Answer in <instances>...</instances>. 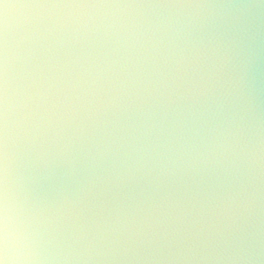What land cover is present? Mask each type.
I'll return each instance as SVG.
<instances>
[{"label":"clouds","instance_id":"clouds-1","mask_svg":"<svg viewBox=\"0 0 264 264\" xmlns=\"http://www.w3.org/2000/svg\"><path fill=\"white\" fill-rule=\"evenodd\" d=\"M0 264H264V0H0Z\"/></svg>","mask_w":264,"mask_h":264}]
</instances>
